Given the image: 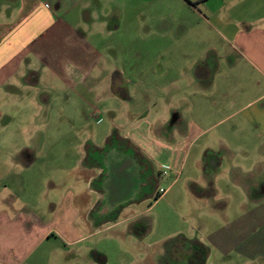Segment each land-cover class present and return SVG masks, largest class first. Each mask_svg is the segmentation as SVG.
I'll use <instances>...</instances> for the list:
<instances>
[{
  "label": "crops",
  "instance_id": "1",
  "mask_svg": "<svg viewBox=\"0 0 264 264\" xmlns=\"http://www.w3.org/2000/svg\"><path fill=\"white\" fill-rule=\"evenodd\" d=\"M142 84L154 95L138 113ZM244 94V114L231 118ZM183 107L197 130L203 118H230L205 140L251 159L202 153L210 192H193L194 202L211 195L244 209L214 227L211 245L186 231L183 264H264V142L237 133L264 138V0H0V264H106L90 238L120 225L107 214L134 201L143 170L132 142L121 143L147 119L151 130L181 124ZM76 109H101L103 131L75 136ZM253 166L255 179L245 176Z\"/></svg>",
  "mask_w": 264,
  "mask_h": 264
},
{
  "label": "rangeland",
  "instance_id": "2",
  "mask_svg": "<svg viewBox=\"0 0 264 264\" xmlns=\"http://www.w3.org/2000/svg\"><path fill=\"white\" fill-rule=\"evenodd\" d=\"M29 16L35 17V13ZM32 19L29 18V20ZM124 36H128V33ZM126 40L127 38L123 40L124 47H132L130 43H126ZM86 83L88 84L89 81ZM172 90L176 89L173 88ZM135 91L134 103L136 108L134 111L143 112L146 109L147 101L154 94L147 85L143 84L136 87ZM70 96L73 97L71 94ZM246 99L247 94H244L231 104L228 109L234 112L231 118L239 119L242 117L244 113L240 112L242 108L239 107L244 104ZM96 106L100 108V104ZM185 109L184 107L181 108L183 114L181 124L158 125L156 123L152 128L153 130H151L146 128L147 119L145 123L140 124L139 132L134 131L127 134L126 140L121 143V148L124 149L128 139L132 142L138 151L143 170L138 189H133L134 201L132 203L125 202L121 204V207L117 206L114 211L107 214L110 219L117 217L119 221H122L120 225L90 238L93 250L97 252L96 255L99 256V252H103L107 256L106 264H137L144 256L148 257L145 261L150 260L152 264H183L181 259L183 253L190 249L192 244L190 241L206 242L207 245H211L214 227L217 228L230 219L228 212L237 213L239 210L244 209L243 206L234 205L233 200H230V198L229 200L226 198L211 201L210 195V200L206 199L205 202H194L192 199L193 192L202 190L210 192L206 188L208 173L204 174L202 170L204 167L202 153L206 151V148L211 149V146L215 148L217 146V152L223 157L224 163L233 158L234 154V159L244 167L249 165L251 159L245 158L246 154H249L247 151L243 153L242 150H237L230 154L220 149L222 141L205 140L229 124L230 116L228 120H223L220 123H215V117L214 119L210 118V120L203 118V122L198 125L197 130L188 122V118L193 117L191 110L186 109L185 114ZM45 110L46 113L43 116H53L50 109ZM28 111L30 112V107L25 109V116H27ZM75 111L84 117L81 120L82 122L77 123L75 126L77 131L73 133L75 136L103 131L104 126L100 124V121L104 119L103 116L105 115L101 109L92 110V115L90 111L88 112V109H76ZM47 124L50 125L48 119ZM48 127V125H44L40 129L41 134H46ZM237 127L239 128L237 133L246 135L250 139V143L259 140L253 133H259L260 140L264 142V138L260 136L261 132L256 131L253 127L248 130L243 125ZM67 128L61 126L60 132ZM125 130L128 131L127 128ZM11 131L17 132L18 126L13 124ZM197 132L200 134L198 133V136L190 140L191 136L193 137ZM145 135L148 136L149 140L144 138ZM234 139L233 146L247 141L245 136ZM112 141L115 142L116 138ZM0 147H3L1 143ZM262 149L264 151V147ZM255 168L253 166L249 173H245V176L254 179L258 177L256 169L258 171L259 169ZM259 173L261 172L259 171ZM158 189H165V191L159 196ZM226 192V188L221 187L219 193L222 195ZM155 195H158L156 199H154ZM186 231H189V234L191 233L190 241L187 240L188 236L184 234ZM194 234H196V238H194ZM199 236L201 237L198 239ZM146 245L151 248L147 252H142L139 247H146ZM120 248H123L126 252L122 259L118 255ZM131 257H135L139 261L129 262ZM139 264H142V262ZM213 264H217L216 258H214Z\"/></svg>",
  "mask_w": 264,
  "mask_h": 264
},
{
  "label": "built area",
  "instance_id": "3",
  "mask_svg": "<svg viewBox=\"0 0 264 264\" xmlns=\"http://www.w3.org/2000/svg\"><path fill=\"white\" fill-rule=\"evenodd\" d=\"M163 192V189H158V193H162Z\"/></svg>",
  "mask_w": 264,
  "mask_h": 264
},
{
  "label": "trees",
  "instance_id": "4",
  "mask_svg": "<svg viewBox=\"0 0 264 264\" xmlns=\"http://www.w3.org/2000/svg\"><path fill=\"white\" fill-rule=\"evenodd\" d=\"M158 195H155V197L154 198H156Z\"/></svg>",
  "mask_w": 264,
  "mask_h": 264
}]
</instances>
